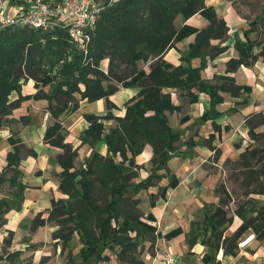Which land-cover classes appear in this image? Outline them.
I'll return each instance as SVG.
<instances>
[{
    "label": "trees",
    "instance_id": "1",
    "mask_svg": "<svg viewBox=\"0 0 264 264\" xmlns=\"http://www.w3.org/2000/svg\"><path fill=\"white\" fill-rule=\"evenodd\" d=\"M197 12L209 20L206 26L196 28L187 23L176 26L175 19L179 14L188 18ZM248 30H245L246 35ZM228 31L227 20L219 16L215 6L206 0H118L102 10L88 43L87 57L61 28L49 31L12 26L0 30V132L5 116L23 100L47 98V108L53 121L47 124L44 141L61 148L55 157V162L61 166L56 174L59 189L67 196L52 199L47 217L42 216L43 212H38L34 217L36 225L55 221L58 227L53 233L63 240V246H68L77 232L79 255L83 262L94 260L93 264L110 258L107 249H114L113 252L120 258L134 261L140 236L145 238L150 235L149 239L156 240L158 227L148 220L153 215L149 212L147 219L142 217L144 212L138 211L141 199L135 194L154 185L155 178L167 176L168 184L160 185L158 191L150 194V202L155 205L157 198H166L168 190L179 183V177L170 169L168 162L178 151L175 142L182 137V133L170 125L168 112L179 111L182 106L174 102L171 90L166 88L191 90L196 87L205 90L211 95L213 109L223 101L217 87L231 92L241 87L247 88V85L236 83L235 77L229 74H222L221 82H211L202 74L207 65L205 53L212 46L211 40H225ZM188 32H196V37L182 54V62L173 65L165 61V53ZM235 44L240 55L226 62L227 71L236 70L242 64L250 65L260 56L264 59V47L254 52L257 39L248 37L244 41L237 33ZM227 46L221 47L219 52ZM68 56L72 58L68 60ZM195 56L202 57L198 66L191 63ZM62 57L66 59L52 91L39 88L34 93H23V84L31 77L42 84L51 83L54 77L47 73L45 66L53 67ZM106 57L110 59L108 72L100 67V61ZM139 59L152 60L149 72L137 66ZM121 64L130 66L129 70L119 71ZM112 79L126 86L140 87L136 95L126 102L124 115L112 113L116 104L110 95L119 89ZM81 83L84 84L83 89ZM14 91L18 92V97L12 99ZM77 91L89 101L105 98L107 110L105 113H84L89 124L79 135L81 143L104 140L107 152L94 148L81 164L77 162L80 145L75 146L67 140L68 129L61 117L79 108V102L73 101L71 96ZM196 100L198 96L193 95L192 101ZM202 116L209 118L206 111ZM258 116V123L264 125V113ZM105 119H114L116 123L107 126ZM247 126L252 135L254 124L249 121ZM8 140L13 148L7 153L8 163L4 171L13 170L11 183L18 184L17 176L21 172L18 167L21 159L19 152L23 142L20 136L14 134L9 135ZM148 143L153 148L150 158L153 168L146 176L136 180L135 177L140 174L136 157ZM186 144L192 146L193 143L189 140ZM263 153L264 147L247 148L241 152L239 161L247 165L250 159L261 157ZM28 154L37 153L31 147ZM118 155L120 159H117ZM162 168L165 172L161 173L158 170ZM260 168L259 174L264 179V163ZM2 179L0 176V181ZM19 185L22 192L23 183ZM130 191L132 195L128 194ZM217 191L219 202L205 213L202 227L205 233L210 230L208 240L214 239V252L204 255L208 261L215 258L221 246L225 254H236L237 235L249 227L255 236L264 237V201L255 202L253 208L247 206L249 203H244L236 209L242 223L222 242L220 227L232 220L230 208L226 206L231 194L224 183L217 186ZM256 191L264 194V181ZM9 208L7 198H1L0 214ZM197 222L200 224V221ZM195 229H199L198 225ZM179 231L177 228L168 232L167 236ZM198 235L199 232L191 231V244ZM75 260L71 254L70 264H74Z\"/></svg>",
    "mask_w": 264,
    "mask_h": 264
},
{
    "label": "rangeland",
    "instance_id": "2",
    "mask_svg": "<svg viewBox=\"0 0 264 264\" xmlns=\"http://www.w3.org/2000/svg\"><path fill=\"white\" fill-rule=\"evenodd\" d=\"M261 1V0H260ZM19 2V1H17ZM181 15V14H180ZM177 17L176 22L179 23L181 20V16ZM194 27L199 28L198 25L193 24ZM195 32H188L185 33L184 36L179 39V41H183L187 45V49L190 45V37ZM70 39V38H69ZM258 41V44L254 47L258 49V47L262 48L264 47V31L261 33H258V37L256 38ZM71 41V40H70ZM217 42V40H215ZM75 44V43H74ZM211 47H208L207 53H205V59L208 63V59L216 56L218 62V67L220 71H218L217 78L219 80H222L221 75L224 73V68L226 65V59H228L233 52L235 51V48H237L235 42L232 46H227V48L221 52V47H223L226 44H222V42L213 43L211 40ZM79 50L84 53L85 57H87L89 53V47H81L78 46ZM182 47V46H181ZM172 48V47H171ZM184 49L181 52L182 54L187 50ZM254 49V50H256ZM68 60L71 59V56L67 57ZM181 58V57H180ZM202 58V57H201ZM66 57H62L60 61L54 65L53 67L46 65L45 67L48 69L47 73L54 77V80L51 83L48 84H42L41 81L36 80L34 77H31L26 80L25 83H27L28 80L31 81V83L36 88V91L39 88H43L47 90L48 92L52 91L54 87V83L59 79L60 77V67L63 65ZM92 58H88V60L91 61ZM165 61H168L169 63L176 65L175 62L168 58H164ZM202 61V60H201ZM224 61V62H222ZM148 60L145 59H139L137 60V66L139 68L144 69L145 72L150 71V64ZM192 63V62H191ZM110 66V59L109 57H106L100 61V67L104 69L105 72H108ZM130 66H126V64H121L119 71H123V69L129 70ZM241 71H239V76L241 77ZM211 82H216L214 80H210ZM236 81V80H235ZM112 82L117 83L119 85V89L110 95V98L114 96L115 94L119 93V91L122 88L127 87V93L132 95L131 97H125V94H119L117 97V100H112L115 102V106L112 108V113L114 115H124L126 112V102L136 93L138 92L137 85H131L126 86L123 83L118 82L116 79H112ZM221 82V81H220ZM237 83V82H236ZM80 86L82 89L84 88V84L81 83ZM194 88V87H193ZM197 89V88H194ZM187 90V91H186ZM35 91V92H36ZM204 91L205 95L208 96L209 100L205 99L204 97H198V100L202 102L203 104H207L205 102H208V106L206 105L204 112L206 111L207 115L210 119V124L212 125L211 129L215 132V137L211 139H206V137L210 136L206 132H209L208 125H203L202 130L200 131L201 134L197 137L198 142L195 143L192 147L187 146L186 142L194 136L192 132L190 134H184L180 139L176 140L175 144L178 150L186 152V154L193 153L194 157L198 160H201L202 158L205 159L203 162V166L207 168H211L213 171H217L218 174H213L209 176L206 180L205 190L203 191L204 195H208L210 198L209 202L207 203L208 209L205 208L198 212L197 216L202 219L203 216L207 211H210L213 209L215 205L218 204L215 201V184L216 180L219 178L218 185L221 183H224L226 188L231 194V200L226 205L230 208L232 220L225 225H222L220 227L221 230V237L220 240L223 242L225 236L232 235L239 225L242 223V218L239 216V214L236 212V209L239 205L244 203H249L247 206H251L252 208L255 205V202L262 203L264 201V194L257 192L256 189L259 187L261 181H264V179L260 176V167L264 163V153L261 157L252 158L249 161V164L244 165L239 161L240 154L242 151L246 150L247 148H262L264 147V125L259 124V116L261 112L264 113V105L261 106V108L255 110L257 107L260 106L261 103V97L254 93L250 97L247 96L246 88L241 87L238 88L236 92L226 91L220 87H217V92L222 95L223 101L219 102L214 106L211 102V95L209 92ZM182 97V107L183 105H188L190 102H192V96L194 95V91L190 89H183L179 88V91H177ZM224 92H227L226 94H223ZM172 93V92H171ZM18 92H13L11 95V98L18 97ZM122 95V96H121ZM73 101L79 102V108L73 114V116H70L65 119V125L68 129V135L67 137L73 139V141L81 140L79 137L80 133L77 132V130L71 128L74 123H76L78 120H82L84 116V113L86 110L91 111H103L101 113H105L106 110V99L100 98L97 100H94L90 102L87 98H83L81 96L80 92H75L71 94ZM174 96V94H172ZM175 97V96H174ZM226 98V99H225ZM32 99H40L41 98H32ZM47 99V98H46ZM86 102H90L87 106H83ZM72 103V102H70ZM264 103V101H262ZM21 104V103H20ZM19 107V106H17ZM13 108L12 112L15 111L17 108ZM86 107V108H85ZM179 110L182 116V119L184 120L186 117L190 115L188 112L189 106H186L185 109ZM21 108V107H20ZM19 108V109H20ZM23 109V108H21ZM105 109V110H104ZM17 111V116L14 119L15 128H21L25 133L30 131V128L28 126L21 125L23 121H25L24 118H20V115L23 112ZM178 111V112H179ZM10 113V114H11ZM169 113V112H168ZM170 125L180 130L181 126L180 121H178L174 115V113H170ZM179 115V114H177ZM67 115L62 114L61 117H66ZM178 117V116H177ZM11 117L8 115L5 116V119L3 121V126L1 128L0 132V157L3 154V151L5 150V146L8 145V138L6 137L9 125L12 127ZM204 118V117H203ZM208 119V118H204ZM42 120V118H41ZM41 120L37 117H33V121H40ZM112 121L111 124H115L116 121L114 119H110ZM186 120V119H185ZM53 119L51 120V122ZM106 121H109L106 119ZM251 121L253 126L254 133L251 135L249 134V128L247 126V123ZM11 123V124H10ZM234 125L233 127L226 125ZM21 125V126H20ZM109 125V124H108ZM216 126H220V129L216 130ZM230 127V128H229ZM244 127V128H243ZM4 128V130H2ZM229 128V129H227ZM242 129V131H240ZM13 130V129H12ZM11 134H14V136H19L17 131H12ZM9 134V135H11ZM79 134V135H78ZM78 135V137H77ZM74 144V142H72ZM88 143L89 147L88 149H84V152H82L77 157V162L81 164L83 159L91 154L94 148L97 150L104 149L106 147L104 140H98L94 143L85 142ZM190 143V142H189ZM188 143V144H189ZM76 146V145H75ZM31 147H28L25 144H20V152L21 153H28L29 149ZM207 151V153H206ZM152 153V145L151 143H148L144 149L143 152H141L138 155V158H136V162L139 163V176L135 177L136 180L141 179L142 177L146 176L153 168V162L150 160V156ZM177 153V152H176ZM174 154V153H173ZM121 156L118 155L117 159H120ZM182 156L176 154L175 156L171 157L169 160L170 166L172 168H177L179 171H183V168L179 166V162L181 161ZM140 161V162H139ZM143 166V167H141ZM187 166V165H186ZM159 172L165 171L164 168L159 169ZM2 173V172H0ZM11 171H7L5 175L10 174ZM219 175V176H218ZM134 179V180H135ZM155 184L152 185L149 188L142 189L139 191L135 196L139 197L141 201L138 204V211L144 212L143 218L147 219L146 217V211L150 210L149 205V198L152 191H158L159 186L162 184L163 177L161 179L155 178ZM16 189L12 187L7 181H0V195H7L11 198V200L16 199L15 197V191ZM218 193V191H217ZM128 194L132 195V191L128 192ZM219 196V193H218ZM158 199V198H157ZM255 212H253L254 214ZM48 211L43 212L42 216L47 217ZM37 215V214H36ZM35 215V216H36ZM46 215V216H45ZM7 219L0 220V238L2 239V248L0 249V264H70V255L73 254L75 257L74 264H93L94 260H90L88 262H83L81 255H79V247H80V239L79 234L75 232L73 239L70 241L68 246H63V240L56 237L53 233L55 229H57L58 224L55 221L48 222L49 225H36L34 218L27 219L24 223L21 222L18 225H16V229L9 228L8 225H13L12 222L9 224L4 223ZM51 225V226H50ZM159 231V234H157L156 240L153 241L149 239V236L143 238L139 237V244L137 248L134 251L135 259L134 261H129L124 258H120L116 253H114V249H107L106 253H108L110 258L105 260H100L98 264H167V257H168V250H164L161 244V237H163V231L159 228L157 225ZM52 228H55L53 231ZM254 231L250 227L242 231L237 235L236 243V254L232 255V260H235L234 263L236 264H262L264 262V237L258 238L255 236L253 239L249 241L247 245L241 246V242L243 239L251 234H253ZM166 241V240H165ZM214 241V239L212 240ZM252 241V242H251ZM223 247V246H221ZM21 249V252H13L15 250ZM116 249H118L116 247ZM70 250H72V253H70ZM224 250V247H223ZM257 251V253H256ZM222 255V254H220ZM231 255V254H229ZM216 259H218V255L216 252ZM228 259V258H227ZM227 259H225L226 264H233L232 262H228Z\"/></svg>",
    "mask_w": 264,
    "mask_h": 264
},
{
    "label": "crops",
    "instance_id": "3",
    "mask_svg": "<svg viewBox=\"0 0 264 264\" xmlns=\"http://www.w3.org/2000/svg\"><path fill=\"white\" fill-rule=\"evenodd\" d=\"M206 1L208 4H213L215 6L218 15L224 17L227 20V24L229 26L227 38L225 40L213 38V43H217L219 41L222 42V44L228 45L229 47L232 46L236 41L237 33L242 40L246 41L248 37L256 39L258 37V33L264 31V0ZM180 16L181 21L179 23L176 22L177 17L175 19V24L177 27H181L183 24L187 23L192 26L193 24H196L199 28H202L206 26L209 22V20L200 12H197L188 18H185L182 15ZM247 29L249 30L248 34L246 35L245 30ZM195 37L196 32L191 35L190 42L194 41ZM215 40H217V42ZM184 49H187V45L181 40L177 41L175 46L170 48L165 53L164 58L168 56V58L172 59L177 65L182 62L180 57L181 52ZM261 49L262 48L258 47V49L254 50V52L257 53ZM239 55V50L235 48L233 54L225 61L227 62L231 57H239ZM217 58L216 56H213L208 59V63L205 69L202 71V74L208 80L220 82V78L219 80L217 78L218 71H220L218 67V64H220V62H218L219 59ZM201 60V56L193 57L191 60L192 65H200ZM148 61L151 62L152 60ZM239 71H241V77L239 76ZM223 74L232 75L235 77L237 83L241 85H247L246 93L248 97H250L252 94L254 95V93L261 97L260 106L257 107L255 110L261 108V106L264 105V103H262V101H264V59L262 56L255 59L254 63L250 65L242 64L236 70L233 71H227L225 65ZM137 87L139 91L140 87ZM194 88H192V91H194V95H197L198 97H204L205 99L209 100L208 96L205 95L204 91ZM127 89V87L122 88L119 93L115 94L111 98L113 100H117V96L119 94H125L126 98L131 97L132 95L127 93ZM166 89H170L172 94H174L175 97L172 96L174 102L182 105L183 96H181L177 92L179 91V88L172 87ZM35 91L36 88L30 80H28L27 83L23 84V93H34ZM226 93L227 92H224L223 94ZM90 102H86L85 104H83V106H87ZM48 103L49 101L46 98H41V100L28 98L23 100L19 107H17L15 111H13V113L9 114V116L11 117L10 119L12 122V127L9 125L7 131L8 135L6 137L8 138L9 134H11L12 131H17L19 136L22 138L23 144L27 145L28 147H33L37 153L35 155H32L28 153L19 152L21 159L18 164V167L21 172L17 176L20 181L18 184L11 183L13 170L4 171V167L8 163L7 153L10 149L13 148L12 144L8 142L7 147H4L5 150L3 151V154L0 157V172H2L0 173V176L3 177L1 181H7L12 187L16 189V199L11 200V198L7 195H0V199L7 198L8 203L10 204V208L0 214V220L5 218L7 220L4 223L7 222V224H10L12 222L13 225H8V227L12 229H16V225H18L19 223H24L27 219L30 220L34 218L38 212H47L48 209L52 207L53 198L58 199L60 197L67 196V194H65L59 189V177L56 174L58 171L61 170V166L57 162H55V157L61 151V148L51 145L44 141V131L47 127V124L53 119L47 108ZM205 103L207 104L202 105V102H200V100H196L190 102L188 105H183L182 109H185L186 106H189L188 112L190 113V115L185 116L186 120L182 119L180 111L168 113L169 121L171 116L169 115L170 113H174L176 119L180 121L179 123L182 126L179 131L182 133V136L184 134L189 135L190 132L194 133V136L190 138L193 143L192 146L198 142L197 137L201 134L200 131L202 130L203 125L205 124L209 127V132L206 133L210 135L209 137L207 136L206 139L209 140L215 137V132L210 130L212 127V125L210 124V119H204L202 116L206 105L208 106L209 104L208 102ZM20 107L23 109H21ZM16 110H18L20 113L23 112L20 115V118H24L25 121H23L21 125L28 126L30 128V131L28 133H25L21 128H15L14 124L16 123L14 122V119L19 116L16 114ZM75 112L68 114L66 117H62L64 125L65 119L70 116H73ZM86 112L101 113L103 111L86 110ZM33 117H37L40 120L42 118V120L41 122L33 121ZM108 120L109 121H106V119L104 120L107 126L111 125L112 123L110 119ZM88 124V120L83 117L82 120L80 119L76 123H74L71 128L77 130V132L80 133L85 127L88 126ZM227 126L233 127L234 125L227 124L226 127ZM218 129H220V126H216V130ZM2 130H4V128ZM240 131H242V129ZM67 140L74 142V145L76 146L80 145L79 154L81 153V150L82 152H84V149L86 150L89 147L88 143H81V140L73 141V139H71L70 137H67ZM100 151L106 153L107 146L104 149H101ZM179 153L183 158L179 162V166L183 168L182 172L179 171V169L177 170V168H172L170 166V163L168 162L170 169L175 172L179 177V183L175 187H172L168 190L166 198L159 197L156 200L155 205L151 204L149 198L148 200L150 202V210L146 211V214L151 212L153 215V218H148V220L158 225L159 228L163 231V237H161V244L163 246L162 248L164 250H168L169 254L175 255L174 262L170 264H226L227 262H225V259L227 258L228 262L236 264L234 263L235 260L231 259L233 258L232 255L234 254H225L223 247H220L217 251L218 259L214 258L209 261L204 259L205 254H212L215 249L212 241L213 238L208 240L210 230L205 233L204 229L202 228L204 225L205 215L202 219H200L197 214L202 209L204 211L205 208H209L207 207V203L210 201V198L208 197V195L203 194L207 181L206 179L209 176L218 173L217 171L211 170V168L203 166V162L205 161L204 158L198 160L196 158H193V153L186 154V152L180 150H178L177 153H174L173 156H175L176 154L179 155ZM152 154L153 148L151 156ZM136 158H138V155ZM7 171H11V173L5 175ZM219 179L220 176L216 180L215 184L216 203L219 200V196L217 193ZM21 182L24 186L22 192L20 190L19 185ZM168 182V177L163 176V181L161 185H166L168 184ZM197 221H200V224ZM196 224L198 225L199 229H195V227L197 226ZM45 225H49L48 222ZM177 228L180 229L179 232L172 234V236H167L168 232H171ZM54 229L55 228H52L51 230L53 231ZM191 231H193L194 233L199 232L197 240L193 244H191L189 241ZM1 246L2 239L0 238V249L2 248ZM13 252L19 253L21 252V249L15 250Z\"/></svg>",
    "mask_w": 264,
    "mask_h": 264
},
{
    "label": "built area",
    "instance_id": "4",
    "mask_svg": "<svg viewBox=\"0 0 264 264\" xmlns=\"http://www.w3.org/2000/svg\"><path fill=\"white\" fill-rule=\"evenodd\" d=\"M19 1V2H17ZM118 0H0V30L25 26L54 31L63 29L77 46L88 47L92 32L104 8ZM255 237L251 234L241 246ZM175 255L168 254L167 264Z\"/></svg>",
    "mask_w": 264,
    "mask_h": 264
},
{
    "label": "bare ground",
    "instance_id": "5",
    "mask_svg": "<svg viewBox=\"0 0 264 264\" xmlns=\"http://www.w3.org/2000/svg\"><path fill=\"white\" fill-rule=\"evenodd\" d=\"M254 238V236L253 237H251V239H253ZM251 239H249L247 242H246V244L251 240Z\"/></svg>",
    "mask_w": 264,
    "mask_h": 264
}]
</instances>
